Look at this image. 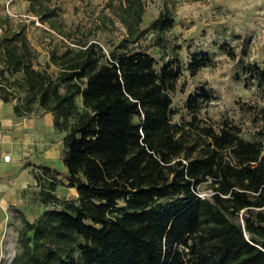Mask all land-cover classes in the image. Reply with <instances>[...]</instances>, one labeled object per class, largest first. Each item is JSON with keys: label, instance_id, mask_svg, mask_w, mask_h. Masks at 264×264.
<instances>
[{"label": "trees", "instance_id": "16d2710c", "mask_svg": "<svg viewBox=\"0 0 264 264\" xmlns=\"http://www.w3.org/2000/svg\"><path fill=\"white\" fill-rule=\"evenodd\" d=\"M26 1L42 21L55 14L43 0ZM160 1L145 28L144 0L109 3L125 28L115 46L55 47L43 67L23 25L0 35V99L17 115H52L66 168L32 169L45 207L32 222L16 209L21 251L11 264H264V129L245 138L232 120L207 123L203 90L187 95L189 119H172L179 72L170 60L156 68L138 46L151 33L161 55L175 54L165 32L177 0ZM199 55L192 74L209 60ZM245 71L264 86V68ZM57 176L75 198L55 194Z\"/></svg>", "mask_w": 264, "mask_h": 264}, {"label": "rangeland", "instance_id": "374dc122", "mask_svg": "<svg viewBox=\"0 0 264 264\" xmlns=\"http://www.w3.org/2000/svg\"><path fill=\"white\" fill-rule=\"evenodd\" d=\"M43 2L55 13L47 21L32 13L26 0H0V35L23 25L30 44L37 51L36 67H43L49 62V51L55 47L58 50L65 45L76 48L79 43L95 41L107 53L125 36V28L109 7V3H117V0ZM144 2L143 28L161 9L160 0ZM153 37L147 33L138 46L154 57L156 68L170 60L179 72L175 90L171 94L174 121L189 119L190 112L185 106L187 95L203 90L209 97L202 103L198 100L199 117L207 123L216 125L221 119L232 120L241 127V135L245 138H253L258 129H264V86H259L257 80L245 71L251 63L264 68V0H177L174 24L165 32L167 49L169 51L174 46L175 54L161 55L153 45ZM227 50L230 52L227 53ZM201 52L207 53L209 60L192 74L188 64L194 55L200 59ZM54 69L50 64L49 70ZM50 135L49 144L55 145L57 142L59 145L57 140L61 133L55 130ZM36 165L33 162L32 169L39 171L38 167H34ZM56 165V169L66 171L62 163ZM56 179L54 192L58 197H76L73 187L64 185L65 180L60 176ZM31 186L30 210L25 216L32 222L39 218L45 206L39 201V186L34 180ZM199 188L202 194L208 192L205 184ZM15 217V240L13 248L7 250L11 257L10 261L9 257L6 259L8 264L21 251L19 235L23 224L17 212ZM27 234L31 235V231Z\"/></svg>", "mask_w": 264, "mask_h": 264}, {"label": "crops", "instance_id": "0c3cea01", "mask_svg": "<svg viewBox=\"0 0 264 264\" xmlns=\"http://www.w3.org/2000/svg\"><path fill=\"white\" fill-rule=\"evenodd\" d=\"M55 130L49 112L17 115L11 102L0 99V264L2 254L14 245L16 209L24 214L30 210L33 162L54 168L62 163L61 137L59 145L49 144Z\"/></svg>", "mask_w": 264, "mask_h": 264}, {"label": "built area", "instance_id": "2783aa9c", "mask_svg": "<svg viewBox=\"0 0 264 264\" xmlns=\"http://www.w3.org/2000/svg\"><path fill=\"white\" fill-rule=\"evenodd\" d=\"M8 3H9V2H7V4H8ZM6 9H7V12H9V11H8V7H7ZM0 31H1V28H0ZM3 158H4V160L8 161V160H9V154L4 155ZM9 256H10V255H9V251L4 252V253L2 254V256H1V264H8L9 261L11 260V257H9ZM8 257H9V261L6 262V259H7Z\"/></svg>", "mask_w": 264, "mask_h": 264}]
</instances>
